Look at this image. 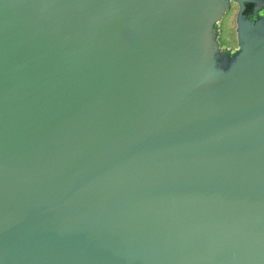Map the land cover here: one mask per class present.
<instances>
[{"label":"water","instance_id":"water-1","mask_svg":"<svg viewBox=\"0 0 264 264\" xmlns=\"http://www.w3.org/2000/svg\"><path fill=\"white\" fill-rule=\"evenodd\" d=\"M0 264H264V0H0Z\"/></svg>","mask_w":264,"mask_h":264},{"label":"rangeland","instance_id":"rangeland-1","mask_svg":"<svg viewBox=\"0 0 264 264\" xmlns=\"http://www.w3.org/2000/svg\"><path fill=\"white\" fill-rule=\"evenodd\" d=\"M235 27V9L232 8L230 10H227L223 19L218 22L217 41L220 48H229L235 50Z\"/></svg>","mask_w":264,"mask_h":264},{"label":"flooded vegetation","instance_id":"flooded-vegetation-1","mask_svg":"<svg viewBox=\"0 0 264 264\" xmlns=\"http://www.w3.org/2000/svg\"><path fill=\"white\" fill-rule=\"evenodd\" d=\"M234 35H235V39H236V27H235V30H234ZM234 39L235 43H236V40Z\"/></svg>","mask_w":264,"mask_h":264}]
</instances>
